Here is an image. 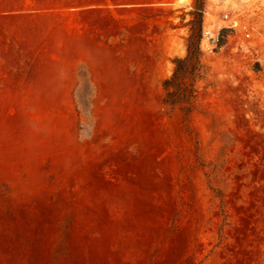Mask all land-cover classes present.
<instances>
[{
  "label": "rangeland",
  "instance_id": "374dc122",
  "mask_svg": "<svg viewBox=\"0 0 264 264\" xmlns=\"http://www.w3.org/2000/svg\"><path fill=\"white\" fill-rule=\"evenodd\" d=\"M0 264H264V0H0Z\"/></svg>",
  "mask_w": 264,
  "mask_h": 264
},
{
  "label": "trees",
  "instance_id": "16d2710c",
  "mask_svg": "<svg viewBox=\"0 0 264 264\" xmlns=\"http://www.w3.org/2000/svg\"><path fill=\"white\" fill-rule=\"evenodd\" d=\"M200 55L198 40L189 39L186 57L176 58L173 61L175 65L173 75L163 82V88L167 92V100L165 99L164 103L169 102L171 105L188 104L195 98V79L203 75Z\"/></svg>",
  "mask_w": 264,
  "mask_h": 264
},
{
  "label": "built area",
  "instance_id": "2783aa9c",
  "mask_svg": "<svg viewBox=\"0 0 264 264\" xmlns=\"http://www.w3.org/2000/svg\"><path fill=\"white\" fill-rule=\"evenodd\" d=\"M223 23H228V25L224 24H215L211 28L203 27L200 41L206 42L209 46L215 48L218 46L222 29L225 27L228 28H234L236 23L235 21H232L230 18H228V15H225L223 18Z\"/></svg>",
  "mask_w": 264,
  "mask_h": 264
}]
</instances>
